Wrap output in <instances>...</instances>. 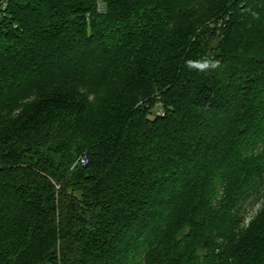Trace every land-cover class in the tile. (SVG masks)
<instances>
[{
    "label": "trees",
    "instance_id": "16d2710c",
    "mask_svg": "<svg viewBox=\"0 0 264 264\" xmlns=\"http://www.w3.org/2000/svg\"><path fill=\"white\" fill-rule=\"evenodd\" d=\"M7 2L0 264H264V0Z\"/></svg>",
    "mask_w": 264,
    "mask_h": 264
},
{
    "label": "rangeland",
    "instance_id": "374dc122",
    "mask_svg": "<svg viewBox=\"0 0 264 264\" xmlns=\"http://www.w3.org/2000/svg\"><path fill=\"white\" fill-rule=\"evenodd\" d=\"M262 202L263 201H260V202H252L249 203L247 206H246V212H245V217H246V220H245V226H248L249 223L254 219V217L257 215V213L259 212L261 206H262Z\"/></svg>",
    "mask_w": 264,
    "mask_h": 264
},
{
    "label": "built area",
    "instance_id": "2783aa9c",
    "mask_svg": "<svg viewBox=\"0 0 264 264\" xmlns=\"http://www.w3.org/2000/svg\"><path fill=\"white\" fill-rule=\"evenodd\" d=\"M0 23L2 22V20L5 18V11L8 8V2L7 0H2L0 3ZM85 163V161H84Z\"/></svg>",
    "mask_w": 264,
    "mask_h": 264
}]
</instances>
